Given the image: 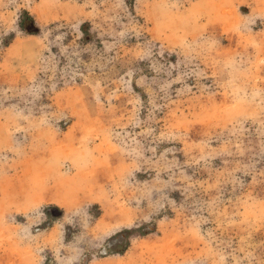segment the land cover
<instances>
[{"label":"rangeland","instance_id":"374dc122","mask_svg":"<svg viewBox=\"0 0 264 264\" xmlns=\"http://www.w3.org/2000/svg\"><path fill=\"white\" fill-rule=\"evenodd\" d=\"M0 264H264V0H0Z\"/></svg>","mask_w":264,"mask_h":264},{"label":"water","instance_id":"95a60500","mask_svg":"<svg viewBox=\"0 0 264 264\" xmlns=\"http://www.w3.org/2000/svg\"><path fill=\"white\" fill-rule=\"evenodd\" d=\"M120 240H121V238H118L117 240L112 241V243L115 242V241H120Z\"/></svg>","mask_w":264,"mask_h":264}]
</instances>
